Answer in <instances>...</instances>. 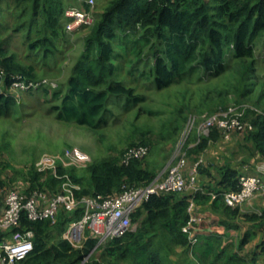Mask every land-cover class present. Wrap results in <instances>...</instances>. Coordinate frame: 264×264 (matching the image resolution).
<instances>
[{
	"label": "trees",
	"instance_id": "obj_1",
	"mask_svg": "<svg viewBox=\"0 0 264 264\" xmlns=\"http://www.w3.org/2000/svg\"><path fill=\"white\" fill-rule=\"evenodd\" d=\"M77 1L0 0V10L5 9L15 18L13 27L5 26L0 36L9 30L19 33L23 53L10 52L9 35L0 39V80L4 87L15 81L43 80L37 66L54 65L57 55L63 52L62 44L67 42L68 34L73 33L66 30L69 19L65 10L69 7L90 9L87 0L79 6ZM87 27L84 24L79 30ZM258 40L264 50V0H109L102 11L95 12L56 117L98 128L106 124L112 99H123L125 108L140 102L143 97L135 93L136 87L128 85L125 77L116 76L120 68L136 83L156 90L183 81L194 83L216 78L231 70L234 93L247 96L254 91ZM43 89L47 92L45 87ZM58 94L57 91L53 93L55 97ZM263 98L264 91H260L255 104L262 103ZM14 104L12 96L0 93V116H8ZM259 111L244 109L242 118L251 123L252 129L241 134L264 160V109ZM220 134L218 129H212L211 136H202L189 152L205 150ZM221 138H224L222 134ZM133 146L136 145L130 147ZM74 169H60V172L67 171L80 185L75 192L77 196L108 197L120 192L123 185L139 186L156 177L155 171L143 166L139 158L120 161L107 156L92 160L85 168L86 177H77ZM27 175L28 191L45 185L54 189L58 185L49 175L41 182L42 175L35 168ZM239 175L237 168L225 164L219 169L216 184L202 187V191L194 195L195 203L205 205L206 209H202L225 230L237 229L235 221L240 216L260 225L264 223V209L259 214L255 211L245 213L225 204L221 192L237 190ZM7 188L8 183L0 177V196ZM210 192L218 196L211 199ZM187 206V196L151 194L132 214L131 222L136 224L134 230L107 239L96 247L97 239L88 237L81 248L73 247L65 236L68 224L82 216L80 207L72 212L60 210L53 223L44 219L31 220L22 212L19 225L14 229L32 231L33 246L15 264H171L166 261L165 254V246L169 245L181 246L185 252L191 250L200 264H264L257 259L264 257V236L251 259H244L222 247L216 233L204 235L200 227L203 221H200L197 242L191 245L188 235L182 231L189 219ZM9 233L0 231V241ZM249 235L248 232L244 234L240 245ZM170 246L167 249L172 248ZM97 250L101 251L99 259L90 257L91 260L83 262L89 252Z\"/></svg>",
	"mask_w": 264,
	"mask_h": 264
},
{
	"label": "rangeland",
	"instance_id": "obj_2",
	"mask_svg": "<svg viewBox=\"0 0 264 264\" xmlns=\"http://www.w3.org/2000/svg\"><path fill=\"white\" fill-rule=\"evenodd\" d=\"M84 1L78 0L76 5H82L81 2ZM108 1L93 0V5L89 7L93 19L88 27L80 30L78 28L68 34L67 42L61 46L63 52L57 55L54 65L50 63L48 68L37 66L39 77L46 82L44 85L26 89L16 86L4 87L0 80V93L12 96L15 102L8 116H0V177L8 183L7 190L13 187H27L28 171L34 169V163L45 153L78 149L90 157V162L107 156L121 161L126 150L134 144L146 145L147 153L139 159L143 166L155 171L158 178L164 176L167 169L182 155L185 156V175L188 176L196 166L197 183L200 187H213L220 177V167L225 164L237 168L240 174H255L264 160L259 158L251 143L245 140L240 132L231 131L229 136L223 139L220 134L216 141L209 142L207 148L198 153H190L189 148L197 141L196 125L203 116L225 105L244 104L257 110L264 109V98L262 103L255 104L259 92L264 91V50L260 40L256 45L254 91L247 96L240 97L234 93L232 85L235 80L230 78L231 70L216 78L194 83L183 81L156 90L141 82L136 83V80L128 77L125 70L119 66L116 76L125 77L128 85L136 87L135 93L143 97L140 102L125 108L123 99H112L109 105L111 111L107 112L105 118L106 124L98 128L62 121L56 117L57 107L67 90L75 61L83 51V40L90 31L95 12L102 11ZM2 7L5 8L3 5ZM14 19L5 9L0 10V31L3 32L5 26L11 29ZM7 35V47L10 52L23 54L20 34L9 30L1 34L0 39ZM56 91L59 93L58 97L53 95ZM236 100L242 102L238 103ZM211 132L205 137H210ZM86 167L87 165L74 169L73 173L77 177H86ZM40 180L45 182V179ZM176 195L184 197L186 194ZM202 208L206 209L205 205H198L197 214L201 217L200 221H203L200 226L202 233H216L221 239L220 245L225 246L227 251L250 260L252 252L257 249L258 240L264 236V223L260 225L240 216L235 221L238 224L237 229L225 230L216 225L212 216ZM263 209L264 197L252 199L240 208L242 212L255 211L258 214ZM199 222L195 224V232L198 231ZM135 227L136 224L131 222L130 230ZM246 232L250 235L246 242L240 245ZM87 235L86 231L85 236ZM179 250L170 251L166 261L180 264L181 256H185L187 259L185 258L183 264H200L191 250H186L185 255H179ZM100 256V250L91 251L83 258V262L91 260L90 257L99 259ZM263 258L261 256L257 259L263 262Z\"/></svg>",
	"mask_w": 264,
	"mask_h": 264
},
{
	"label": "built area",
	"instance_id": "obj_3",
	"mask_svg": "<svg viewBox=\"0 0 264 264\" xmlns=\"http://www.w3.org/2000/svg\"><path fill=\"white\" fill-rule=\"evenodd\" d=\"M87 2L90 6L93 5V0ZM65 15L69 19L66 24L68 32H73L84 24L89 25L93 19L91 9L69 7L65 10ZM45 83L43 80L15 81L11 86L26 89L37 88ZM247 107L260 112L250 105L239 104L219 108L203 116L196 125L198 137L196 143L200 141V137L208 135L213 128H217L224 138L228 137L231 131L243 133L251 130V123L242 118ZM146 153V146L136 145L126 150L122 160L141 158ZM184 159L185 156H180L167 169L164 176L159 178L156 176L147 184L129 187L123 185L120 192L102 197L91 194L77 196L75 192L80 189V185L72 180L67 171L60 172V169L85 167L90 162L87 154L78 149H67L61 153L41 155L34 163L35 170L41 173L42 179L47 175L56 179L58 185L54 189L45 185L29 191L27 187H13L0 196V231L10 232L0 241V264H15L32 250V231L14 229L19 225L22 212L31 220L44 219L53 223L60 210L72 212L80 207L82 216L68 224L66 239L73 247L81 248L86 238H94L97 239L96 247L107 239L120 237L130 230L133 212L151 194H186L189 219L182 227V231L188 235L189 243L194 245L197 242L195 224L201 220L197 214L198 205L194 201V195L202 191V187L197 183L196 166L188 176L185 175ZM238 185L237 190L227 189L221 192L225 204L232 208H241L252 199L264 197V162L258 166L255 174H240ZM209 194L211 199L218 196L215 192Z\"/></svg>",
	"mask_w": 264,
	"mask_h": 264
},
{
	"label": "crops",
	"instance_id": "obj_4",
	"mask_svg": "<svg viewBox=\"0 0 264 264\" xmlns=\"http://www.w3.org/2000/svg\"><path fill=\"white\" fill-rule=\"evenodd\" d=\"M197 233V236H198V232H196ZM202 234V233H201ZM199 235H200V233H199ZM261 241V238L258 240V243H257V245L259 244V242ZM170 246V245H169ZM170 247H172V248H169V249H167L168 248V246H165V254H166V256L168 257V254H170L171 252L170 251H177V250H179L178 252H181L179 255H182L183 253H184V255H185V250H184V248L183 247H181V246H170ZM175 248V249H174ZM172 251V252H173ZM185 256H181V261H180V264H183V262H185ZM187 259V258H186ZM187 263H188V261H186ZM172 264V263H171Z\"/></svg>",
	"mask_w": 264,
	"mask_h": 264
}]
</instances>
